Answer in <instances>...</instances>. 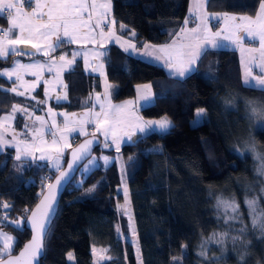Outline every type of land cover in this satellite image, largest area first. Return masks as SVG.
Wrapping results in <instances>:
<instances>
[{
  "label": "trees",
  "instance_id": "obj_1",
  "mask_svg": "<svg viewBox=\"0 0 264 264\" xmlns=\"http://www.w3.org/2000/svg\"><path fill=\"white\" fill-rule=\"evenodd\" d=\"M260 3L209 0L208 8L254 16ZM112 4L117 33L142 47L170 42L187 17L189 0H112ZM6 20L0 17V24ZM105 53L114 100L131 99L139 85L150 84L155 100L141 109L142 118L167 117L172 122L168 132L143 134L122 150L143 264H264V235L250 234L241 252L232 247L223 259L210 252L200 254L203 241L224 229L218 201L234 199L246 215V201L258 192L262 179V160L256 154L264 157V119L254 116L251 108L264 109V91L243 85L237 52L207 51L184 80L115 46ZM17 58L0 59V70ZM65 81L69 101L62 106L71 112L88 109L90 97L101 90L100 78L85 73L81 64L65 75ZM12 104L10 94L0 89V115ZM200 109L201 123L193 127ZM83 139H76L74 146ZM13 154L10 150L0 154V204L9 205L0 207V218L8 217L0 229L14 235L16 254L30 238L25 222L46 189V176L53 180L58 172L49 174L47 166L19 170ZM120 185L116 163L86 176L79 170L62 196L41 264H69L70 253L75 264H92L93 247L109 249L112 260L105 264H138L133 247L118 233V227L125 226L117 211Z\"/></svg>",
  "mask_w": 264,
  "mask_h": 264
},
{
  "label": "snow or ice",
  "instance_id": "obj_2",
  "mask_svg": "<svg viewBox=\"0 0 264 264\" xmlns=\"http://www.w3.org/2000/svg\"><path fill=\"white\" fill-rule=\"evenodd\" d=\"M26 3L30 11L26 10ZM32 4L33 0H0V15L7 13L6 18L11 25L7 30H0V57L7 58L10 53L16 56L31 57L37 53L47 56L63 43L79 44L84 50L72 52V59H68L67 55L59 56V60L62 62L60 64H57L56 60H52L48 65L39 62L29 64L16 62L12 69L0 73L8 79H12L14 76V83L18 82L24 88V91H19L17 87H11L7 90L18 96H24L29 88L39 85L41 72L45 67L49 72L55 71L59 77L60 72L66 66L71 65L77 56H81L84 58L87 68L89 55L99 57L106 54L97 50H89L87 48L89 44L99 43L103 47L107 42L114 40L119 43L122 40V37L117 35L114 30L116 22L111 16L112 0H34V7ZM207 4L208 0H192L190 17L195 26L191 29L187 28L188 20H186L185 26L179 30L176 39L171 44L159 48L143 45L142 47L148 49L146 54L157 53L155 58L163 60L165 66L170 70V76L183 78L195 70L194 65L201 54L207 50L205 45L219 47L220 41H229L240 47L242 53H248L249 63L245 65L246 73L251 75L252 66L255 65L260 69L261 75L254 77V79L258 80L259 84L264 85V0H261L259 10L254 16L237 17L228 13L211 14V18L221 20L224 24L222 30L215 32L209 27L210 14L207 12ZM120 27L121 30H124V25ZM132 35L135 36V32H132ZM246 38L258 41V46L243 48V41ZM54 40L55 42H53ZM177 40H180L181 43L177 44ZM124 43L128 42L124 41ZM21 45H28L35 49V53L22 50ZM129 46L135 50V44ZM124 50L128 51V48ZM100 67L102 68L103 65L101 64ZM23 73L30 74L36 79L29 83L23 79ZM44 83L51 84L52 81L46 80ZM60 83L63 88H67V85L63 84L62 81ZM144 87L150 89L151 85ZM45 96L51 99L47 91ZM104 97L105 100L102 101L97 94L94 103L89 105V111H86L82 117H76L75 114L70 117L68 113H59L63 117L62 127L58 126L55 119L57 113H54L51 108H48V114L52 116L50 125L43 116H35L33 120L34 113H29L27 108H20L18 105H13L12 114L0 119V146L10 144L15 147L17 160L21 159V153L31 155L33 152L39 151L42 153L39 159L53 160L55 171L59 172V176L55 178V183L46 185L49 189L48 195L41 200L35 211L29 214L28 219L35 235L17 255H13L15 238L0 231V264H35L40 255L47 225L51 220L50 213L53 211L55 192L68 175L60 169L59 159L63 154V149L70 147L68 138L71 133L79 132L88 135L85 125L92 124L93 133H100L105 141L111 139V143L116 146V151H119L121 137L118 134L120 133L127 135L128 139L131 140L134 129H138L140 132H144L146 129L167 132L172 127L171 122L166 118L160 121L144 122L131 110L134 106V102L131 100L120 105L112 104L107 88ZM141 98L147 103L153 102L147 93ZM55 99L57 102L61 99L66 100V92L62 97L58 95ZM45 102L37 101V103ZM96 105H99V111L95 110ZM17 111L32 121L31 124H24V139H18L21 133H18L10 123L14 120ZM251 112L254 116L264 119V109H257L253 106ZM203 114V109L198 110L196 119L193 121L194 126L200 123ZM6 123L7 127L5 126ZM9 131L12 133L11 140L7 139ZM46 136L51 137V140L45 139ZM92 143L93 140L89 139L79 146L78 151L82 156L88 154ZM105 146H108L107 143ZM251 150L255 151L254 145ZM45 152L56 153L57 155L45 156L43 154ZM71 155L73 160L77 158V152L74 151ZM256 158L264 161V157H261L259 153L256 154ZM103 159L105 163L108 162V157H103ZM67 167L71 170L72 164L69 163ZM261 175H264V164H262ZM246 203L252 214L253 227L259 226L261 230H264V209L258 211L259 205L255 198L247 200ZM218 206L224 209L226 215L229 212L235 214L230 217L231 219H235L239 214V205L234 199L220 200ZM0 207L8 208L9 205L0 204ZM25 211L27 212V210ZM7 219V214H5L0 218V223ZM12 223L16 224L15 221ZM16 226L20 227V224H16ZM222 240L223 237L221 242Z\"/></svg>",
  "mask_w": 264,
  "mask_h": 264
},
{
  "label": "rangeland",
  "instance_id": "obj_3",
  "mask_svg": "<svg viewBox=\"0 0 264 264\" xmlns=\"http://www.w3.org/2000/svg\"><path fill=\"white\" fill-rule=\"evenodd\" d=\"M64 55H67V53H65ZM7 58L0 57V59H4V60ZM16 62L24 64V62H22L20 60H17ZM16 62H14L10 67L0 70V73H3L5 70L12 69L15 66ZM35 62H37V61H35ZM31 63H33V62H31ZM39 63H42V62H39ZM56 63L60 64V62H56ZM44 65H48V64H44ZM67 70H71V69H67ZM47 73H49L48 76H46ZM28 75H30V74L23 73V79L25 81H28L29 83H31L32 81H34L36 79V77H34V76H32L33 78L29 79L27 77ZM0 77L6 78V76H4V75H0ZM13 78H14L13 80H15L14 76H13ZM6 79H8V78H6ZM8 80L11 81L12 79H8ZM46 80L52 81V83L51 84L44 83V81H46ZM60 81H62L63 84H66L65 79H64L61 72L59 74V77H57L55 71L49 72L47 70V67H45L41 72V82L39 83V85L35 86L34 88H29L27 93L24 95L26 98H29L30 102H27V104L25 105V104H20L17 101L13 100L14 101L13 105H18L20 108H27L29 113H34L33 120H34L35 116L45 117V119L48 121L49 125L52 122V116L50 114H48V108H51L54 113H57V116L55 117V119L57 120V124L60 127H62L63 117L60 116L59 113H68L70 117L72 116V114H75L76 117H82L86 111H89V109L71 113V112H67L66 110L56 108L54 106V104H56V103H62V102H68L69 101L68 87L66 89L63 88ZM2 86H4V85H2ZM11 87H17V89L19 91H24V88L21 87L18 82L15 83L14 85L12 83V85L10 87L9 86L3 87L4 88L3 90H8ZM106 88H107V91L109 92L110 83L107 80H106V83L104 85V93H105ZM39 90L42 91L44 98L37 97L35 92H38ZM46 91L48 92V96L51 97V99H49L48 97L45 96ZM9 92L11 94H13L14 98H16L18 96L11 91H9ZM65 92L67 94V99L66 100L61 99L59 102H57L55 97L58 95L62 97L65 94ZM20 97H22V96H20ZM32 97H35V99H32ZM42 100H44L46 102L45 103H37V101H42ZM110 100H111L112 104H117V102H114L111 99V96H110ZM95 110L97 111V107L95 108ZM10 114H12V110L6 114L0 115V119H3L4 117H6ZM201 118H200V123H201ZM73 119H74V117H73ZM195 119H196V117H195ZM168 121H170V120H168ZM193 121H192L193 127H196L200 124L199 123V124H196L194 126ZM10 123H11V126L18 133H21V135L18 136V139H24V135H23L25 133L24 124L25 123L31 124L32 121H29L25 115H23L21 112L17 111L15 113L14 120L11 121ZM5 126L6 127L8 126L7 123ZM85 129L88 132V135L80 134L79 132H73L69 135L68 143H69L70 147L63 149V154H62V156H60V159H59L60 169L64 167L65 159H66V157L69 156L71 150L74 147L73 146L74 145L73 140L75 137H77V136H80L82 138L95 137V138L101 139L102 144L100 147V151H97L96 153H94V155L81 167L80 174L86 176L94 169H97V168L106 169L114 163H116L118 165L119 170H120V177H121V185L118 188V192H119V194H121L122 200L120 202H118V204H117V211H118V214L120 215V217L125 219V226H119L118 227L119 237L124 243H128L133 247L134 253L137 257L138 264H143L142 256H141V252H140V247H139V242H138L136 223H135V219H134V215H133V209H132V205H131L127 174H126V169H125L126 162H125L123 154H122V150H123V147L125 145H127L128 143L133 144L136 141L137 137L142 136V135L134 136L132 134L131 140H129L127 135H123L122 133L118 134V135H120L121 138H120V144H119V151H116V146L111 143V139H109L108 141H105L104 137L100 133H98V132L93 133V125L92 124L85 125ZM164 133H166V132H164ZM145 134H147V133H145ZM11 135H12V133H11V131H9L7 134L8 140H11ZM45 139L50 141L51 137L46 136ZM106 143L108 145L107 147L105 146ZM4 146H10V145L4 144L3 146H0V147H4ZM160 149L161 148L158 147L156 150H160ZM41 154L42 153L39 151H35L31 155H25L24 153H21V159L20 160L22 161V163H17V165L20 167L19 170L21 169L24 171L26 168H31L32 166H35V167L47 166L49 168V171H50L49 174H51V172H56L55 168H54V161L50 160V159H45V160L39 159ZM43 154L45 156H49V155L56 156L57 155L56 153H49V152H45ZM103 157H108L107 163H105ZM261 164H264V163L261 161ZM253 198L257 199V201H258V205H259L258 211L260 209H264V175H262L261 184H260V188L258 189V192L254 196L249 198L248 200L253 199ZM220 200H223V199H220ZM245 205H246V215H243L241 213L240 209L238 208L239 214L236 216L235 219H231L230 217L232 215H235V214L229 212L226 215L224 212V209L222 207L218 206V204H217V214L223 223L224 229L220 232L214 233L209 238H207L206 240L203 241V243L201 244V247H200L201 256H204L206 253L210 252V253L216 254L215 255L216 259L217 258L223 259L229 253V250L232 247H235V248L237 247V249H238L237 252H241L243 250V247L246 246L244 244L245 239H247L250 234L260 235V236L264 235V230H261L259 228V226L253 227L252 214L250 212V209L248 208L247 203ZM16 224H19V223H16ZM16 224H14V225L16 226ZM1 231L14 237V235H12L11 233H9L5 230H1ZM222 237H223V240L221 242ZM94 249L96 250L95 252H94ZM101 250H104V251H101ZM92 252H93V256H94L92 264H105V263H108L109 261L112 260V257L109 255V249L108 248L93 247ZM67 258H68L69 264H75V257H74L73 253H70Z\"/></svg>",
  "mask_w": 264,
  "mask_h": 264
},
{
  "label": "crops",
  "instance_id": "obj_4",
  "mask_svg": "<svg viewBox=\"0 0 264 264\" xmlns=\"http://www.w3.org/2000/svg\"><path fill=\"white\" fill-rule=\"evenodd\" d=\"M208 3H209V0H208ZM32 7H34V0H33V4H32ZM25 8L26 10H29L30 11V8L28 7V4L26 3L25 4ZM190 11H192V0H189V6H188V12H187V17L186 19L184 20L182 26L179 28V30L185 26V21L188 20V24H187V28L191 29L195 26V23L193 21V19L190 17ZM207 12L210 14V20H209V27L211 28V30L213 32L215 31H220L224 28V24L221 20H217L215 18H211V14L215 13V14H222V13H228L229 15H233V16H237V17H242V16H249V15H243V14H236V13H231V12H220V11H211L209 10L208 8V4H207ZM111 16L114 18V15H113V4H112V9H111ZM0 17H4V15H0ZM115 19V18H114ZM115 22H116V19H115ZM10 23L8 21V19L6 20V23L4 26H2L0 24V30H7L10 28ZM114 30L116 31L117 33V29H116V24H115V28ZM179 30L177 31V33L179 32ZM106 31H107V28H106ZM176 33V34H177ZM176 34L173 36L172 40L166 44H145V45H149V46H155L157 48L161 47V46H165V45H169L172 43L173 40L176 39ZM117 35H119L117 33ZM241 35H243V33H241ZM120 36V35H119ZM122 37V36H121ZM124 41H127L128 43H124ZM55 42V40L53 41ZM177 44L181 43L180 40H177L176 41ZM130 44H135V50H133L129 45ZM123 45V46H122ZM109 46H115L117 48H119L123 53L131 56V57H134V58H137V59H140L142 61H145L147 63H150V64H153V65H156V66H159L161 68H163L165 70V72L167 73L168 76H170V70L169 68H167L163 62V60H157L155 58V56L157 55V53L153 52L152 54H146L148 52V49L144 48V47H137L136 43L131 40V39H128V38H125V37H122V40L121 42L117 43L116 41H110V42H107L104 44L103 47H101V45L99 43L95 44V45H92V44H89L87 46V48L89 50H97L101 53H105V50L109 47ZM258 46V41H252V40H249V39H244L243 41V48L247 49V48H250V47H256ZM207 50L204 51L200 58L197 60L196 64L194 65V68L195 70L193 72H191L189 75H186L185 77L183 78H177V77H174V76H170L172 78H175V79H180V80H184L186 79L187 77H189L190 75H192L195 71H196V67H197V63L199 62V60L202 58V56L207 52V51H219V50H228V51H235L237 52V54L239 55V60H240V64H241V71H242V81H243V85L245 87H248V88H252V89H257V90H262L264 91V85H261L259 84L258 80L254 79V77H258L261 75L260 73V69L258 67H256L255 65L252 66V73L251 75H248L246 73V70H245V65L249 63V58H248V53L247 52H243L241 51L240 47H238L237 45H234L232 44L231 42L229 41H220V46L219 47H211L209 45H205L204 46ZM20 48L26 52H31V53H35V49H32L30 48L28 45H21ZM125 48H128V51H125L124 49ZM84 49L82 48L81 45L79 44H69V43H63L60 47L56 48L55 51L51 52L49 55L47 56H44V55H41V54H35V55H32L31 57L29 56H26V55H20L19 58H17L14 62H16L17 60H20L22 62H24V64H29L31 62H42L43 64H49L51 63L52 60H56V62H60L62 63L60 60H59V56L61 55H64L65 53H67V56H68V59H72V56H71V53L72 52H77V51H83ZM58 51H60V53H57ZM10 56L12 55L11 53L9 54ZM160 55H163V53H160ZM9 56V57H10ZM8 57V58H9ZM21 57V58H20ZM104 57L105 55L103 56H99V57H92L91 55H89L88 57V64H87V68L85 66V62H84V58L81 57V56H77L74 60V62L71 64V65H68L66 66L62 71V75L65 79V75L67 73H69L70 71L74 70L75 67L78 65V64H81V67H82V70L87 73V74H91V75H95V76H98L100 78V82H101V90L99 92H96L94 93L91 97H90V105L92 103H94V100H95V97L97 96V94H99L100 98L102 101L105 100V97H104V85L106 83V80H107V77H106V64H105V60H104ZM1 60H4V59H1ZM13 62V63H14ZM103 65V67L101 68L100 65ZM69 67V68H68ZM67 69H71V70H67ZM49 73L46 74V76H48ZM29 79L33 78L32 75H28L27 76ZM2 79V84H0V89L8 94H10L12 100L14 101H17L18 103L20 104H27V102H30L29 98H26L25 96H17L16 98H14L13 94H11L9 91L7 90H3L4 88L3 87H10L13 83V85L15 84L14 83V78H12L11 81H9L8 79H6L5 77H0ZM1 81V80H0ZM4 81V82H3ZM108 81V80H107ZM66 82V81H65ZM109 82V81H108ZM110 83V82H109ZM4 85V86H2ZM147 85V84H142V85H139L137 87V91H136V95L135 97L131 98V99H126V100H122V101H116L114 100V89H113V86L112 84L110 83V88H109V93H110V96H111V99L114 101V102H117V104L115 105H120V104H124L126 101H133L134 102V106L133 108L131 109L132 111L135 112L136 116H139L142 118L141 116V109L145 108V107H148L150 105H152L154 103V100H155V93L153 91V88L151 86L150 89H146L144 86ZM150 85V84H148ZM68 87V86H67ZM37 97L39 98H44L43 96V93L42 91H38V92H35ZM149 94V96L152 98L153 102L152 103H147L144 99H142L141 97L145 94ZM13 101V103H14ZM44 101V100H42ZM64 103L66 102H62V103H56L54 104V106L56 108H59V109H63V110H66L67 112H71V111H68L64 106H62ZM97 107V111H99V105H96ZM13 108V104L11 106V109L8 111L10 112ZM89 109V108H88ZM87 110V109H86ZM6 112V113H8ZM4 113V114H6ZM72 113V112H71ZM167 119V120H170L169 118L167 117H162V118H159V119H149V120H145L142 118V120L144 122H148V121H160L162 119ZM171 122V120H170ZM171 125H172V122H171ZM172 127L169 128V130L171 129ZM168 130V131H169ZM152 132H156V133H160V134H163L164 132H160L159 130H156V131H153L151 129H146L144 132H140L138 129H134L132 130V134L134 136L136 135H143L145 133H152ZM83 139L82 137L80 136H77L74 138L73 140V143L75 142L76 139ZM101 140V139H100ZM132 143H128L127 145H130ZM10 145V144H8ZM74 146V145H73ZM12 151L14 154V157L16 159V148L13 147V146H4V147H0V154L2 153H5L6 151ZM66 160H67V157L65 159V163H66ZM17 163H22L21 160H17ZM65 166V165H64ZM49 169V168H48ZM62 169V168H61ZM119 193V192H118ZM2 229H0L1 231ZM14 249V248H13Z\"/></svg>",
  "mask_w": 264,
  "mask_h": 264
},
{
  "label": "water",
  "instance_id": "obj_5",
  "mask_svg": "<svg viewBox=\"0 0 264 264\" xmlns=\"http://www.w3.org/2000/svg\"><path fill=\"white\" fill-rule=\"evenodd\" d=\"M93 140V143L92 145L90 146V149H89V152L87 155H81V153L78 151V148L81 144L85 143L87 140ZM101 144V140L99 138H95V137H87L85 139H83L79 144H77L76 146L73 147V149L71 150L69 156H68V160H67V163L66 165L64 166V168H62L61 170L66 172L68 175L65 179V181L62 182V185L56 190L55 192V200H54V203L52 205V208H53V211L50 213L51 215V220H50V223L47 225V231L45 233V236L43 238V248L41 250V253L40 255L37 257V260L35 262V264H41V261L44 257V254H45V240H46V237H47V234L57 216V213H58V210H59V206H60V202H61V199H62V196L64 195L66 189L68 188V186L71 184V182L75 179V177L77 176L80 168L94 155V152L96 150V148ZM77 152V158L75 160H73V157H72V153L73 152ZM71 163L72 164V169L69 170L67 165ZM59 176V172L57 173V175L53 178L52 182L51 183H55V178ZM49 193V189L46 187L43 195L41 196L39 202L36 204V206L32 209V211H35L37 205L41 202V200L47 196ZM31 211V212H32ZM30 212V213H31ZM29 216V215H28ZM25 226H26V229L29 231L30 233V238L27 242H25V244L23 245V247L25 245H27L33 238V236L35 235V232L31 226V223L27 217L26 219V222H25ZM23 247L16 253V254H13V255H17L22 249Z\"/></svg>",
  "mask_w": 264,
  "mask_h": 264
},
{
  "label": "built area",
  "instance_id": "obj_6",
  "mask_svg": "<svg viewBox=\"0 0 264 264\" xmlns=\"http://www.w3.org/2000/svg\"><path fill=\"white\" fill-rule=\"evenodd\" d=\"M6 16H7V13H5L4 14V17L6 18ZM49 178H51V176L50 175H48V176H46V178H45V184L47 185L48 183H51L52 182V178L51 179H49Z\"/></svg>",
  "mask_w": 264,
  "mask_h": 264
}]
</instances>
